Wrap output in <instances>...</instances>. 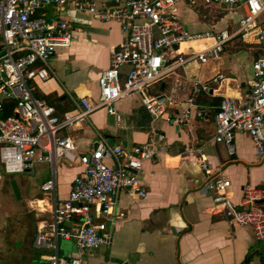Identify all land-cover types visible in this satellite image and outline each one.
<instances>
[{"label": "built area", "instance_id": "2783aa9c", "mask_svg": "<svg viewBox=\"0 0 264 264\" xmlns=\"http://www.w3.org/2000/svg\"><path fill=\"white\" fill-rule=\"evenodd\" d=\"M182 1H188L190 6L196 3L195 0H0V162L8 174L22 173L34 163L47 162L51 167V177L41 184V190L51 195V218L40 224L34 241L37 248L54 251L46 264H83L80 257L68 259L59 255L61 239L73 238L80 254L110 246L120 194L125 192L139 198L147 195L140 173L143 163L153 160L158 153L152 141L126 151L99 135L94 147L76 157L73 139L60 132L87 124L88 116L103 107L115 115L116 103L129 95H138L155 119L182 125L194 116H202L197 97L206 85L200 81L193 83L185 106L173 115L168 114V108L174 105L170 95L152 93L151 86L189 63L206 64L219 59L234 39L248 46H260L262 50L252 65L250 91L240 97L224 96L219 103L214 115L213 140L224 144L232 157L235 133H246L253 140L258 158L264 159V0H202L205 6L242 10L243 15L236 27L200 32L189 30L178 17L175 7ZM68 5L101 22L118 23L125 39L109 51L110 65L98 78V100L84 97L76 112L58 115L54 107L37 97L36 90L37 82L49 79L50 61L57 48L68 47L75 30L67 19L49 18L47 10ZM198 43L201 46H193ZM186 44L189 45L184 47ZM123 66H129V71L122 80ZM223 79L218 74L211 83ZM2 99L15 103L14 114L4 116L6 104ZM197 152L206 173L204 182L214 193L211 212L222 215L230 224L252 227L256 238L264 240L261 203L264 188L245 185L241 203L237 205L230 195V179L221 172H213L203 153ZM63 159L78 163L80 172L68 196L59 198L57 167ZM74 219L77 229L72 233L67 223Z\"/></svg>", "mask_w": 264, "mask_h": 264}, {"label": "crops", "instance_id": "0c3cea01", "mask_svg": "<svg viewBox=\"0 0 264 264\" xmlns=\"http://www.w3.org/2000/svg\"><path fill=\"white\" fill-rule=\"evenodd\" d=\"M236 14L231 27H236L243 11L238 17ZM47 16L67 19L75 29L71 44L58 47L51 58L49 79L37 82L36 95L54 107L58 115H63L76 112L84 97L98 100V78L110 65L109 51L118 47L125 35L118 23L101 22L72 5L49 8ZM223 28L208 25L194 32ZM261 48L234 39L219 59L206 64L189 63L153 83L152 93L165 92L174 101L168 108L170 115L185 106L195 81L206 85L197 97L203 115L194 116L185 124L153 118L138 95H129L116 103L115 115L103 107L88 116L87 124L60 132L73 139L76 157L94 147L99 135L126 151L148 141L154 142L158 149L153 160L143 163L140 173L147 195L139 198L125 192L120 194L112 244L80 254L73 238L61 239L60 256L80 257L83 264H264V240L256 238L252 227L230 224L222 215L211 212L214 193L204 182L206 173L197 152L203 153L213 172H221L230 179V195L237 205L241 203L245 185L264 187V159L258 158L248 134L235 133L232 157L224 144L213 140L214 115L219 103L224 96L240 97L250 91L252 65ZM128 71L129 66L121 68L122 80ZM218 74L224 76L223 81L212 84L211 79ZM9 102L4 100L6 105ZM24 172L32 176L23 179L22 185L16 180L21 204L16 210L0 209V264H46L47 257L54 252L34 244L40 224L51 218V195L41 190V184L51 177V167L47 162L34 163ZM79 172L78 163L64 159L59 162V198L68 196ZM92 212L95 214L94 208ZM67 227L75 233L76 220L69 221Z\"/></svg>", "mask_w": 264, "mask_h": 264}, {"label": "rangeland", "instance_id": "374dc122", "mask_svg": "<svg viewBox=\"0 0 264 264\" xmlns=\"http://www.w3.org/2000/svg\"><path fill=\"white\" fill-rule=\"evenodd\" d=\"M196 3L193 7H190L188 1H182L178 3L175 7L176 13H179V17L183 23L186 24V27L192 31L201 30L206 28L208 25L215 28L220 27H231L234 24V20L232 19L234 13H242L241 10H228L223 7H208L205 6L202 0H195ZM196 14L198 15L196 18ZM235 16L238 17L239 15ZM195 19H197V22ZM231 19V20H230ZM204 23L208 25L205 26ZM27 172L16 173V174H0V209H12L16 210L22 202V198L20 200H16L12 186L11 179L17 180L21 185L23 184V179L27 180L31 178ZM27 208L33 209L31 206L26 205ZM34 212V211H33Z\"/></svg>", "mask_w": 264, "mask_h": 264}, {"label": "trees", "instance_id": "16d2710c", "mask_svg": "<svg viewBox=\"0 0 264 264\" xmlns=\"http://www.w3.org/2000/svg\"><path fill=\"white\" fill-rule=\"evenodd\" d=\"M38 97H41V96L38 95ZM14 107H15V103L13 101L9 102V104L6 105V110H5L4 116L14 114ZM0 174L1 175L7 174L4 167L2 166L1 162H0Z\"/></svg>", "mask_w": 264, "mask_h": 264}, {"label": "water", "instance_id": "95a60500", "mask_svg": "<svg viewBox=\"0 0 264 264\" xmlns=\"http://www.w3.org/2000/svg\"><path fill=\"white\" fill-rule=\"evenodd\" d=\"M10 182H11L12 190H13V193H14L16 199L20 200L21 199V194H20L19 187L17 185L16 180L13 178V179H11ZM261 202L264 203V199Z\"/></svg>", "mask_w": 264, "mask_h": 264}, {"label": "bare ground", "instance_id": "6f19581e", "mask_svg": "<svg viewBox=\"0 0 264 264\" xmlns=\"http://www.w3.org/2000/svg\"><path fill=\"white\" fill-rule=\"evenodd\" d=\"M40 204V203H39ZM42 204V203H41Z\"/></svg>", "mask_w": 264, "mask_h": 264}]
</instances>
